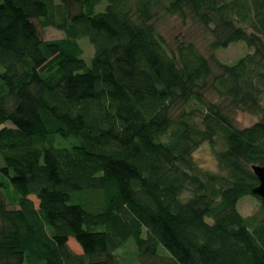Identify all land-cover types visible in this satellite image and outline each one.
Segmentation results:
<instances>
[{"label": "trees", "instance_id": "16d2710c", "mask_svg": "<svg viewBox=\"0 0 264 264\" xmlns=\"http://www.w3.org/2000/svg\"><path fill=\"white\" fill-rule=\"evenodd\" d=\"M174 15L212 32L209 56L170 45L159 25ZM239 41L254 50L218 59ZM237 108L259 119L241 128ZM204 142L220 171L194 157ZM255 163L264 0H0V264H124L131 237L139 264H264ZM248 194L261 204L245 216Z\"/></svg>", "mask_w": 264, "mask_h": 264}, {"label": "rangeland", "instance_id": "374dc122", "mask_svg": "<svg viewBox=\"0 0 264 264\" xmlns=\"http://www.w3.org/2000/svg\"><path fill=\"white\" fill-rule=\"evenodd\" d=\"M106 4L107 2L103 1V3H100L96 7V10L99 11L100 8L102 9V5L104 8ZM159 30L172 46H175L179 40H187L194 42L199 50L202 51L206 56H209L212 52L210 50V44L213 41L212 32L206 29L203 24L198 22L196 19L194 20L192 17H187L185 20L181 19L177 15L163 18L159 25ZM43 33L46 39H57L64 37L65 35L63 30L55 27H46V29L43 30ZM79 41L81 46L84 48L83 56L85 57L88 65H91L94 54V46L92 45L91 41H89L88 37H82L79 39ZM253 50V47H249L244 41H239L230 44L227 48H218L215 50V54L221 61L235 63L240 59L241 56H244ZM212 65L213 72L215 74L219 73V68L215 61H213ZM211 81L212 79L210 78L208 82L210 83ZM204 94V98L209 102H219L222 98L221 95L214 92L211 88L205 89ZM191 106L196 107L195 102H193ZM191 106L189 109L192 108ZM231 114L234 115L235 124L241 128H243V126L252 125L259 119L258 114L240 110L238 108L234 109ZM194 115L196 120L200 121L202 115L197 113ZM75 141V137H62L58 139L57 143L61 146H71ZM194 157L205 168H208L211 171H220L217 165V158L215 157V153L209 142H204L201 144L200 148L194 152ZM260 204L261 200L258 197L256 198L254 195L248 194L240 199L238 202V209L241 210L243 215L247 216L248 214L257 211V208L260 207ZM118 258H120L124 264H139V257H137V247L134 237H131L127 242H125L124 245L121 246V248L118 250Z\"/></svg>", "mask_w": 264, "mask_h": 264}, {"label": "water", "instance_id": "95a60500", "mask_svg": "<svg viewBox=\"0 0 264 264\" xmlns=\"http://www.w3.org/2000/svg\"><path fill=\"white\" fill-rule=\"evenodd\" d=\"M253 170L260 181L253 190V193L259 195L264 200V164L255 163V165H253Z\"/></svg>", "mask_w": 264, "mask_h": 264}]
</instances>
